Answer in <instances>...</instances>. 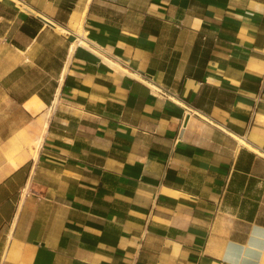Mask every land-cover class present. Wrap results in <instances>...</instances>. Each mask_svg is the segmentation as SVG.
Here are the masks:
<instances>
[{"label":"crops","instance_id":"obj_1","mask_svg":"<svg viewBox=\"0 0 264 264\" xmlns=\"http://www.w3.org/2000/svg\"><path fill=\"white\" fill-rule=\"evenodd\" d=\"M19 1L0 50L64 54L37 158L0 161V264H264V0Z\"/></svg>","mask_w":264,"mask_h":264},{"label":"rangeland","instance_id":"obj_2","mask_svg":"<svg viewBox=\"0 0 264 264\" xmlns=\"http://www.w3.org/2000/svg\"><path fill=\"white\" fill-rule=\"evenodd\" d=\"M32 28L23 21L17 24L19 31L27 29L29 34ZM49 36L33 53L32 61H26L27 54L16 48L20 44L0 50V161L14 150L29 146L32 151L37 121L48 111L40 101H23L33 93L50 101L57 87L60 62L54 59L63 57L64 44L59 37Z\"/></svg>","mask_w":264,"mask_h":264},{"label":"bare ground","instance_id":"obj_3","mask_svg":"<svg viewBox=\"0 0 264 264\" xmlns=\"http://www.w3.org/2000/svg\"><path fill=\"white\" fill-rule=\"evenodd\" d=\"M16 3H18V4H20V6H21V9L24 11V12H27V13H29V14H35L36 16H38V17H41L42 15L41 14H39V13H37V12H35L32 8H30L29 6H27V5H25V4H22L19 0H14ZM44 17V16H43ZM45 19V18H44ZM46 20V19H45ZM52 26H53V28L55 29V31H57L59 34H64V33H66L67 31H66V29L63 27V26H61V25H59V24H57V23H52ZM79 31V30H78ZM81 31H82V29H81ZM69 32V31H68ZM67 32V33H68ZM80 32V31H79ZM83 32H84V30H83ZM91 41H88L85 37H84V35H83V33L82 32H80L79 34H78V38L76 39V41H74V42H72V44L70 45V47H69V56H68V60L66 61V63H65V69H64V72H63V74L61 75V77H60V83H62V81H63V77H64V73H65V71H66V69H67V66H68V63H69V61L71 60L70 59V57L72 56V54H74V51H75V49L77 48V46H82V47H85V48H89V49H91V50H93L94 52H95V50L92 48V45H94V44H91L90 43ZM104 56V55H103ZM105 57V56H104ZM110 59V58H109ZM103 60V59H102ZM107 61V60H106ZM117 65V64H116ZM116 65H114L113 64V66H116ZM112 66V65H111ZM119 68V67H118ZM133 76H135L136 78H139V76H137V75H133ZM142 77V76H141ZM140 80V79H139ZM146 80V79H145ZM148 80V79H147ZM150 86H152V88H153V90H155V86L154 85H151V83H150ZM58 92H59V89H57V91H56V94H55V100H54V104L56 103V101H57V96H58ZM51 112H52V107L51 108H49L48 109V111L40 118V119H38V121H37V130L35 131V133H34V136H33V138H32V140H31V143H32V146H33V149H32V155H33V157L34 158H37V154H38V149H39V146H40V144H41V141H42V139H43V134H44V132L46 131V128L48 127V123H49V118H50V115H51ZM239 140V142H241V143H243V140H241V139H238Z\"/></svg>","mask_w":264,"mask_h":264},{"label":"water","instance_id":"obj_4","mask_svg":"<svg viewBox=\"0 0 264 264\" xmlns=\"http://www.w3.org/2000/svg\"><path fill=\"white\" fill-rule=\"evenodd\" d=\"M46 23H48L49 25H52L51 23H49V22H47V21H45Z\"/></svg>","mask_w":264,"mask_h":264}]
</instances>
